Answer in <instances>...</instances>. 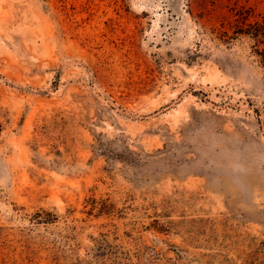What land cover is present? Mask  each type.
I'll return each instance as SVG.
<instances>
[{"label":"rangeland","instance_id":"rangeland-1","mask_svg":"<svg viewBox=\"0 0 264 264\" xmlns=\"http://www.w3.org/2000/svg\"><path fill=\"white\" fill-rule=\"evenodd\" d=\"M0 264H264V0H0Z\"/></svg>","mask_w":264,"mask_h":264},{"label":"trees","instance_id":"trees-1","mask_svg":"<svg viewBox=\"0 0 264 264\" xmlns=\"http://www.w3.org/2000/svg\"><path fill=\"white\" fill-rule=\"evenodd\" d=\"M247 34H252V36H256L257 37L261 33H256V35H254V33H247Z\"/></svg>","mask_w":264,"mask_h":264}]
</instances>
